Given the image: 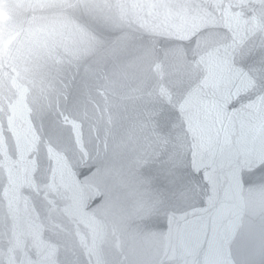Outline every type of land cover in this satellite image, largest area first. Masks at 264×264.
I'll return each instance as SVG.
<instances>
[{
  "label": "water",
  "instance_id": "95a60500",
  "mask_svg": "<svg viewBox=\"0 0 264 264\" xmlns=\"http://www.w3.org/2000/svg\"><path fill=\"white\" fill-rule=\"evenodd\" d=\"M0 264H264V0H0Z\"/></svg>",
  "mask_w": 264,
  "mask_h": 264
}]
</instances>
